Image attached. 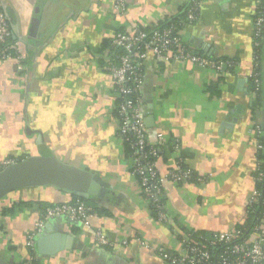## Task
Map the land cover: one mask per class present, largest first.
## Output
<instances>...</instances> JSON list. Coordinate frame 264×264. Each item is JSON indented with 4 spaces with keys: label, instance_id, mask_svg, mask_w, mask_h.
<instances>
[{
    "label": "crops",
    "instance_id": "crops-1",
    "mask_svg": "<svg viewBox=\"0 0 264 264\" xmlns=\"http://www.w3.org/2000/svg\"><path fill=\"white\" fill-rule=\"evenodd\" d=\"M184 1L122 0L120 11L114 0H0L23 59L21 71L14 60L0 65V165L48 150L107 185L101 197L85 202L53 187L7 195L0 201V257L24 264H163L142 244L175 252L187 232L210 237L242 223L255 188L254 127L264 124V40L258 96L249 81L255 69L253 0H205L197 20L181 29L195 53L230 60L227 72L160 63L153 56L144 63L139 108L152 124L147 143L160 153L156 168L167 223L151 214L117 135V98L100 50L117 33L179 18ZM179 163L193 180L165 178ZM77 201L96 209L90 229L51 219L43 230L56 238L33 257L27 237L41 215L37 205ZM98 229L108 246L96 242Z\"/></svg>",
    "mask_w": 264,
    "mask_h": 264
},
{
    "label": "built area",
    "instance_id": "built-area-1",
    "mask_svg": "<svg viewBox=\"0 0 264 264\" xmlns=\"http://www.w3.org/2000/svg\"><path fill=\"white\" fill-rule=\"evenodd\" d=\"M115 8L122 11V0H114ZM205 0H185L183 8V22L175 24L170 18L164 27L154 26L148 31L133 28L130 33L115 34L102 51L101 60L110 75L116 93L117 135L131 150V172L138 178V184L150 210L156 213V219L167 223L164 199L161 188L162 179L156 168L158 148L149 145L146 140V126L139 108V93L143 82V66L149 56L157 62H183L203 70H211L220 75L233 66L231 61L222 59L211 60L195 53L182 39L181 28L197 20L200 6ZM253 46L255 69L258 66L259 39L264 28V15L257 9L261 0H253ZM10 30L7 18L0 9V65L14 60L19 71L23 69V59L18 53L17 44L10 40ZM251 74L249 79L258 87V74ZM255 135L261 136L260 125L254 127ZM159 143L161 136L158 135ZM256 148L260 149L258 140ZM14 162L5 161L0 170ZM256 162L254 170L255 184L264 182V174ZM173 183H186L193 179L192 172L182 164H176L165 176ZM201 183L202 179H196ZM264 195L256 186L245 201V218L236 228L217 232L210 237L185 233L179 241V249L175 252L165 250L153 244L143 243L145 249L152 252L163 264H264ZM94 208L83 202L54 204L44 209L35 223V228L27 237L29 250L35 252V239L41 233L45 224L55 218H65L70 222L90 229L89 219L94 215ZM249 220V221H248ZM248 221V222H247ZM95 240L101 246H108L109 241L95 230ZM32 260V258H30Z\"/></svg>",
    "mask_w": 264,
    "mask_h": 264
},
{
    "label": "water",
    "instance_id": "water-1",
    "mask_svg": "<svg viewBox=\"0 0 264 264\" xmlns=\"http://www.w3.org/2000/svg\"><path fill=\"white\" fill-rule=\"evenodd\" d=\"M144 123L146 127L152 125L149 118H145ZM35 187H53L79 199L88 200L92 197H101L107 185L99 176L62 162L48 150H39L37 155L27 157L0 170V201L13 192ZM47 226L48 223L44 228ZM53 238L56 236H48L42 230L35 239L36 251L40 254L44 253L45 245ZM56 249L57 247L49 250L48 253L52 254ZM0 264L24 263H10L0 257Z\"/></svg>",
    "mask_w": 264,
    "mask_h": 264
},
{
    "label": "trees",
    "instance_id": "trees-1",
    "mask_svg": "<svg viewBox=\"0 0 264 264\" xmlns=\"http://www.w3.org/2000/svg\"><path fill=\"white\" fill-rule=\"evenodd\" d=\"M259 12L261 11L264 15V0H261V4L259 6V8L257 9ZM183 14L180 15V17L178 19H173V21L175 22V24H179V23H182L183 22ZM170 19L168 20H165L163 21L162 23L160 24H157V27H164L168 24ZM179 28H183L182 26H180ZM148 31V30H147ZM11 40V39H10ZM263 40H264V28L262 30V33H261V37L259 39V48H258V55L260 53V48L262 46V43H263ZM103 50H100V52H102ZM222 60H225V61H230L228 59H222ZM233 66H230L228 67V70L231 69ZM255 72L258 74V79H259V85L258 87H256V85L253 83V81L251 79H249L250 81V85H251V91H253L255 93L256 96H258L260 94V88H261V84H260V75H259V57H258V66L256 67L255 69ZM119 100H115V107L116 105L118 104ZM114 114H115V118L117 119V110L115 108V111H114ZM260 128H261V131H262V135L261 136H257L256 137V141L258 140L259 142V145L261 146L260 149L256 148V162H259V167H260V170L263 172L264 174V124L263 125H260ZM124 147H125V152H126V155L127 157L130 159V154H131V150L130 148L128 147V145L124 142ZM160 153L158 152V157H159ZM157 157V158H158ZM131 161V160H130ZM194 177V176H193ZM253 177H254V173H253ZM137 178V177H136ZM194 179V178H193ZM192 179V180H193ZM137 181H138V178H137ZM257 190H259L263 195H264V182L262 184H255ZM74 197V200L75 199H78L77 197L73 196ZM80 201H83V199H79ZM85 202V201H83ZM20 205V204H19ZM38 208H41V213L44 211L45 208L49 207V206H42V205H37ZM52 206V205H50ZM14 208H12L13 210ZM258 209L261 211L263 210L264 211V207L262 205L258 206ZM8 210H11V209H8ZM94 214L96 212V209L94 208ZM151 214L154 216V218H156V213L154 212V210H150ZM40 213V214H41ZM249 221V220H248ZM247 221V222H248ZM31 252V251H30ZM32 256L34 257L35 256V252H31ZM31 264H35V262L31 261Z\"/></svg>",
    "mask_w": 264,
    "mask_h": 264
}]
</instances>
